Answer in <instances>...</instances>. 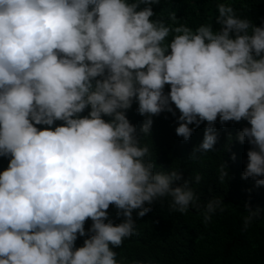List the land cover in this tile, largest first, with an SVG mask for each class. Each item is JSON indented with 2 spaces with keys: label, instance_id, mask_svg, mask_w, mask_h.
<instances>
[{
  "label": "clouds",
  "instance_id": "1",
  "mask_svg": "<svg viewBox=\"0 0 264 264\" xmlns=\"http://www.w3.org/2000/svg\"><path fill=\"white\" fill-rule=\"evenodd\" d=\"M160 4L0 0V264H128L113 249L151 205L197 206L191 186L205 159L196 158L217 143L216 121H246L236 139L252 149L239 174L261 191L264 25L218 2L219 29L211 20L193 31L175 11L157 17ZM161 133L163 153L151 148ZM227 176L222 164L218 179ZM222 205L209 199L205 221ZM240 215L245 230L262 218Z\"/></svg>",
  "mask_w": 264,
  "mask_h": 264
},
{
  "label": "trees",
  "instance_id": "2",
  "mask_svg": "<svg viewBox=\"0 0 264 264\" xmlns=\"http://www.w3.org/2000/svg\"><path fill=\"white\" fill-rule=\"evenodd\" d=\"M218 2L230 3L238 17L247 18L258 27L264 25V0H161L160 5L153 6V11L164 19L169 12L175 11L179 22L187 23L193 31L201 23L208 25L213 20L210 25L218 30L220 26L215 21ZM138 117L136 115L134 119ZM245 122H233L229 128H225V123L215 122L217 143L209 154L197 155L196 158L205 159L193 175L199 174L201 181L191 186L198 197L197 206L190 205L189 211L181 214L170 210V198L151 205L152 211L137 219V234L126 239L120 248L113 249L118 260L124 259L128 264L134 261L142 264H264V186H261V191L257 190L251 178L245 179L239 174L245 171L247 152L252 149L247 139L243 144L236 139ZM61 124V121H56L52 130ZM206 126L207 122L197 127L199 131L193 135L194 142H203ZM36 127L44 130L41 125ZM166 141L161 133L151 148L163 153ZM222 164L228 176L220 181L218 169ZM4 170L5 166L0 161V172ZM157 171L164 170L159 168ZM212 198L222 200L223 211L217 210L210 220L205 221L204 206ZM145 207L149 205L146 203ZM249 210H260L262 218L253 221L245 230L244 215L240 212ZM108 214L114 224L123 221V217H117L114 206L110 205ZM136 215L134 212V219ZM91 224L90 219L85 223L86 233ZM87 238L78 237L75 246L82 247Z\"/></svg>",
  "mask_w": 264,
  "mask_h": 264
}]
</instances>
